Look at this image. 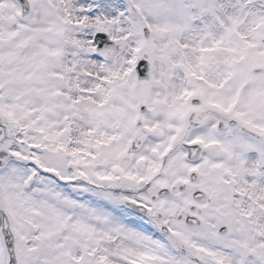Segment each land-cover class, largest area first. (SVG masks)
Instances as JSON below:
<instances>
[{"label":"snow or ice","instance_id":"obj_1","mask_svg":"<svg viewBox=\"0 0 264 264\" xmlns=\"http://www.w3.org/2000/svg\"><path fill=\"white\" fill-rule=\"evenodd\" d=\"M0 264H264V0H0Z\"/></svg>","mask_w":264,"mask_h":264}]
</instances>
